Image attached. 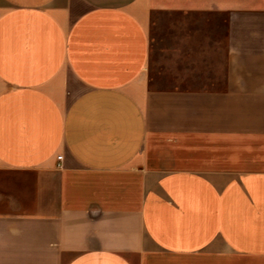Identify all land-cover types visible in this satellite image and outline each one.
Segmentation results:
<instances>
[{
	"label": "crops",
	"instance_id": "1",
	"mask_svg": "<svg viewBox=\"0 0 264 264\" xmlns=\"http://www.w3.org/2000/svg\"><path fill=\"white\" fill-rule=\"evenodd\" d=\"M0 264H264V0H0Z\"/></svg>",
	"mask_w": 264,
	"mask_h": 264
},
{
	"label": "built area",
	"instance_id": "2",
	"mask_svg": "<svg viewBox=\"0 0 264 264\" xmlns=\"http://www.w3.org/2000/svg\"><path fill=\"white\" fill-rule=\"evenodd\" d=\"M57 158H58V159H60V158H61V156H58Z\"/></svg>",
	"mask_w": 264,
	"mask_h": 264
}]
</instances>
